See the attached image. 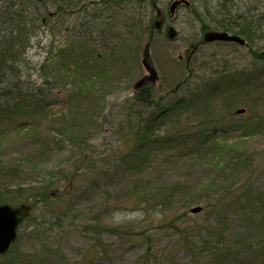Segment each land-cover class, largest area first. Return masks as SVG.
<instances>
[{
	"label": "rangeland",
	"instance_id": "obj_1",
	"mask_svg": "<svg viewBox=\"0 0 264 264\" xmlns=\"http://www.w3.org/2000/svg\"><path fill=\"white\" fill-rule=\"evenodd\" d=\"M89 1L78 0L76 6ZM170 1L154 3L167 10ZM201 1L196 0L194 7ZM228 1L230 10L238 14L251 11L256 2ZM138 2L126 15L117 16L111 30L104 27L112 32L107 42L97 29H92L89 41L81 25L88 26L90 15L75 7H67L59 18L47 19L45 26L33 30L21 68L24 78L39 85L42 94L32 92L35 99L21 112V127L19 110L12 102L0 106V160L20 161L25 157L23 150H31L27 159L31 161L34 152L36 165L29 170L31 185L52 180L62 189L81 161L88 168L79 172L85 181L75 190L32 201L31 215L22 222L18 238L0 264H141L138 258L143 253L150 264H264V63L250 53L252 48L264 51V31L255 32L261 37L249 48L233 42L205 43L198 37L199 19L188 8H180L176 19L169 20L178 33L176 40L153 34L149 58L158 80L146 83V90L153 92V102L165 97L163 106L187 97L169 116L156 119L155 125L151 118L146 130L145 121L155 113L154 106L134 102L135 81L147 72L141 65L145 42L137 43L136 32L128 33L124 27L134 11V17L142 20L154 14L149 0ZM8 4L0 0V8ZM257 7L254 20L263 21L264 0ZM69 49L76 50L75 59L81 54L79 62L61 51ZM185 50L191 51L188 61ZM178 83V90L169 95ZM197 88L201 92H194ZM39 103V113L24 115ZM244 106L249 108L245 117H230L235 108ZM223 114H229L226 128L215 120ZM176 116L200 131L192 147L161 141L159 135L173 129ZM245 119L259 124L240 128L237 124ZM144 126V142L127 140ZM211 136L212 142L236 150L219 153L221 165L209 159L208 145L202 147L203 138ZM162 186L174 188L161 206L146 207L134 198L160 191ZM194 204L201 205L202 211L188 212ZM108 205L123 207L105 219L99 214ZM175 215L179 220H174ZM98 218L97 225L123 223L136 228L129 238L98 232L90 225ZM139 230L146 231L148 238L136 233Z\"/></svg>",
	"mask_w": 264,
	"mask_h": 264
},
{
	"label": "trees",
	"instance_id": "obj_2",
	"mask_svg": "<svg viewBox=\"0 0 264 264\" xmlns=\"http://www.w3.org/2000/svg\"><path fill=\"white\" fill-rule=\"evenodd\" d=\"M11 1V0H10ZM9 0H6V2H9L8 6L4 8H0V106H3L7 103L12 102V107L19 110L18 114V122L19 120H22V111L24 108L30 106L28 102H32L35 99V96L31 93L33 91H36L37 93L42 94V90L40 86L35 84L34 82H31L29 80V77L26 79L24 78V74L21 68V61L23 60L22 55L26 47L30 45V39L32 34L34 33L33 30L36 29V27H39L40 25H46L49 9L46 8L47 2L49 1L52 6L56 5L60 8V10H63L62 7L63 4L67 7L69 6L74 0H14L12 3H10ZM140 4L138 1L142 2L145 0H111L110 5L107 6L106 0H102V6L103 8L108 9L111 7V9H115L111 16H108V21L105 22V26L109 27V30L112 29L113 23L116 25V18H118V15L124 14L126 15V12H129V7L132 6V4ZM193 4L196 3V0H190ZM218 2H214L211 0H202V5H197V7H192V13L194 14L196 19H199L200 23V32L208 30L209 28H221L226 31H233L238 34H242L249 43H252L254 38L257 36L255 32H262L264 28V18L263 21L258 17V19L254 20L255 13L259 11V8L257 7V3L260 0H256L254 7L251 9V11H247V13H240L238 14L233 13L230 8L228 7V0H217ZM214 2V3H212ZM109 3V0H108ZM145 8L148 7V4L144 5ZM15 7V8H14ZM10 8L11 10H8ZM14 8V9H13ZM137 9L141 10L138 5ZM264 12V9H263ZM137 14V13H136ZM244 14H248L247 18L244 16ZM98 16V13H95V17ZM129 16H135V11L132 13V15ZM244 16V17H243ZM154 17V16H152ZM152 17L149 18L147 26L149 29L152 28L151 26V20ZM252 18V19H251ZM139 19V22L137 23L140 30V35H144V33L148 32V35H150L151 31L148 30V28L143 26L141 21V18ZM251 19V20H250ZM135 20V19H134ZM250 20V21H249ZM146 22V21H145ZM133 24V23H131ZM120 26V25H119ZM96 28V26L94 27ZM145 28V29H144ZM144 29V30H143ZM135 30L134 26L129 29L131 33ZM90 31L92 29L90 28ZM85 32H88L85 30ZM104 32H106L107 37H110L112 32H107L104 29ZM261 37V35L257 36ZM63 53L65 54V57H68L70 59H74V50H64ZM257 56V55H256ZM79 59L82 58L81 55L78 56ZM256 58L262 60L264 62V53H261ZM184 98H179V101L177 103H180L183 101ZM28 103V104H27ZM37 109H31L28 110V112L24 113L25 116L29 117L32 114H35L36 111L39 113V109H42V106L37 104ZM22 116V117H21ZM228 115L223 114V116H218L215 118L218 122H226V117ZM224 118V119H223ZM153 121V120H152ZM23 122V121H22ZM149 122L151 123V119L148 118L146 120L145 126H148ZM248 126L253 125L251 123H246ZM245 124V127H248ZM174 127L175 129L171 130L172 134H174L175 138L179 143L187 144V147H192L194 144L191 145V143L195 140L196 137L199 135V131L196 127L192 126L189 127V124L187 121L182 120L179 121V119L174 120ZM20 127L22 124L19 125ZM18 126V127H19ZM145 126L140 134L137 133V136L133 137L131 140L127 139L128 141L137 142L138 140H141V142H144V137H147L145 134ZM150 126L146 128L148 130ZM254 128V125L253 127ZM207 134V133H204ZM164 136H169V134H166ZM126 140V142H127ZM212 140V139H211ZM210 138H203L202 140V147L203 145H208V149H210L209 152L212 153L210 155L209 159H215L214 162L218 165H221V159L218 157L219 153L227 152H233L229 149V146L227 144H221L217 141H211ZM223 151H220L221 148ZM220 148V149H219ZM219 149V150H217ZM1 150V146H0ZM31 150H23L21 154H25V157L23 159H15L9 160V161H3L0 160V203H13L17 204L22 201H42L43 198L45 199H51L53 198L52 194H56L55 196H58V193L55 191L53 187L56 186V181L48 180L50 182L42 183V184H32L31 180L33 177H31L30 169L36 167L34 165V152L33 157L31 158V161L27 159V157L30 156ZM215 151V156H214ZM1 152V151H0ZM213 157V158H211ZM26 158V159H25ZM25 159V160H24ZM81 167H76L74 172L71 173V175L67 178V182L70 188H75L76 184L80 181L84 182L85 178L84 175L81 176V172H85V168H88V165L86 161H81L79 164ZM84 168V169H83ZM248 174L245 175V178H247ZM94 185L96 183V179L93 182ZM174 187H167L162 186L160 191H157L155 193L153 192H144L141 194H136L135 199L137 201H141L146 207L151 206L153 204V207L156 205H162L165 204L169 198V196L172 194ZM147 194V195H146ZM150 194L152 196H150ZM125 199V198H124ZM126 200V199H125ZM195 200V197L189 201H185L183 206L193 202ZM119 202L123 203L124 201L119 200ZM125 204V203H124ZM128 207L127 204L119 205L115 207V209H125ZM115 209L112 208V206H107L102 210V213L99 214L103 218H109L112 216ZM185 214V211L182 215ZM98 220H101V218H98L94 223L90 224L91 226H94L95 230L100 231H111L115 232L117 234L121 235H131L132 234V225L123 224L120 223L119 225H97ZM174 220H179V217L174 218ZM98 231V232H100ZM188 264V263H186Z\"/></svg>",
	"mask_w": 264,
	"mask_h": 264
},
{
	"label": "water",
	"instance_id": "obj_3",
	"mask_svg": "<svg viewBox=\"0 0 264 264\" xmlns=\"http://www.w3.org/2000/svg\"><path fill=\"white\" fill-rule=\"evenodd\" d=\"M176 3H174L171 7H175ZM160 20L155 22V25L159 27ZM173 31L169 33V36H173ZM213 39H224V40H236L239 43L243 42L242 38L240 39L236 35H228L225 32H213L209 31L205 35V40H213ZM147 52L144 54V60L143 63L149 69L150 80L155 81L157 80V75L155 74V69L149 66L147 62ZM145 82L144 78L140 79L136 86H140ZM243 111V110H242ZM29 210L28 206L22 205L21 207L13 208L8 205H0V254L4 251H6L8 248V245L16 235V228L18 223L22 220V218L27 215V212ZM200 210V207H195L192 209L193 212Z\"/></svg>",
	"mask_w": 264,
	"mask_h": 264
}]
</instances>
